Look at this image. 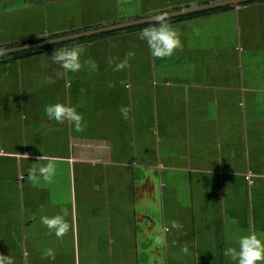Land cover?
<instances>
[{
    "label": "crops",
    "instance_id": "1",
    "mask_svg": "<svg viewBox=\"0 0 264 264\" xmlns=\"http://www.w3.org/2000/svg\"><path fill=\"white\" fill-rule=\"evenodd\" d=\"M216 1L0 0V46ZM168 23L183 44L168 57L116 28L0 59V254L14 264H238L224 249L264 238V0ZM75 45L73 72L53 53ZM57 102L80 129L48 118ZM49 162L51 181L34 178ZM62 209L58 237L41 217Z\"/></svg>",
    "mask_w": 264,
    "mask_h": 264
},
{
    "label": "clouds",
    "instance_id": "2",
    "mask_svg": "<svg viewBox=\"0 0 264 264\" xmlns=\"http://www.w3.org/2000/svg\"><path fill=\"white\" fill-rule=\"evenodd\" d=\"M165 14L151 17L157 23L150 24L144 27L139 38L146 41L152 50V54L157 57L171 56L175 49L183 47L181 38L175 28H173L167 20L164 19ZM83 51L82 45H75L70 48L58 49L53 53V59L61 63L63 68L73 72L81 69L80 54ZM129 56L134 55L133 52L128 53ZM127 61H121L116 64V68H123ZM45 112L49 119H54L58 122L68 120L74 122L77 129L82 126L83 115L76 111L72 105H67L61 102L48 104L45 106ZM56 170V165L49 162L46 165L34 166L31 173L34 178L36 174L42 175L45 181H51ZM67 209H62L61 213L54 216H42L41 222L45 224L50 232H54L56 236L62 237L69 229L68 221L65 219ZM173 227L179 225L173 221ZM239 250L233 246L224 249L226 257L231 256L233 260L238 258V264H257L258 261H264V238L258 237L256 233L242 234L238 238ZM45 255L50 257L55 256V251L49 247ZM0 264H14V258L0 254Z\"/></svg>",
    "mask_w": 264,
    "mask_h": 264
},
{
    "label": "trees",
    "instance_id": "3",
    "mask_svg": "<svg viewBox=\"0 0 264 264\" xmlns=\"http://www.w3.org/2000/svg\"><path fill=\"white\" fill-rule=\"evenodd\" d=\"M256 1H263V0H256ZM247 3H251V2H247ZM247 3H240V4H247ZM197 5H199V4H192V5H187V6H178V7L172 8L171 10L180 11V10L187 9V8H190L192 6H197ZM230 7H231V4H227V5H224V6H221V7H216L214 9H210V10H206V11L187 13V14L177 15V16H174V17H169V18H164V19L167 20L168 22H170V21H174V20H181V19H188V18H197V17H202V16H205V15H208V14H211V13H215V12H217L219 10L227 9V8H230ZM161 12L162 13H165V12L167 13V12H170V11H164V12L161 11ZM155 23H157V22H155ZM150 24H154V23L147 22V23L137 24V25H133V26H130V27H126L125 29H127L126 32H129V31H133V30H137V29H143L144 27L149 26ZM99 26H101V25H99ZM93 27H95V26L86 27V28H82V29H79V30H70V31L64 32L62 34H51V35H48L46 37L38 38L36 40H27V41H22V42H12V43H9V44L1 45L0 46V59H15V58L28 57V56H32L34 54L42 53V52H45V51H50V50H53V49H56V48H60V47H63V46H67V45H70V44H74V43L91 42V41L97 40L99 38L108 37L110 35L118 33V32H116V30H112V31H109V32L105 31V32H102V33H99V34H96V35L84 36V37H80V38L73 39V40L66 41V42H62V43L46 44V45H39V46L31 47V48H23V46H26V45H29V44L40 43V42H44V41H47V40H50V39L58 38V37H61V36H64V35L75 34L77 32L80 33V31L88 30V29L93 28ZM98 28L99 29L100 28H104V26L103 27H98ZM15 48H18V49H15Z\"/></svg>",
    "mask_w": 264,
    "mask_h": 264
},
{
    "label": "water",
    "instance_id": "4",
    "mask_svg": "<svg viewBox=\"0 0 264 264\" xmlns=\"http://www.w3.org/2000/svg\"><path fill=\"white\" fill-rule=\"evenodd\" d=\"M242 1H244V0H226V1H218V2H213V3H208V4L197 5V6L190 7L187 9H183L180 11L172 12L170 14V16H177V15H183V14H187V13L206 11V10L213 9L216 7H221L223 5L234 4V3L242 2ZM150 21H153L150 17L149 18L136 19V20H133L130 22L119 24L118 26H114V27L113 26L112 27H105V28L86 31V32H82V33L64 35V36L54 38V39H50V40H47L44 42L29 44V45L23 46V48H31V47H35V46H39V45H46V44L62 43V42L70 41V40L77 39L80 37L89 36V35H92L93 33H96V32H105V31H108L110 29H116V28H126V27H130L133 25H137V24L147 23ZM15 49H18V48H15Z\"/></svg>",
    "mask_w": 264,
    "mask_h": 264
},
{
    "label": "rangeland",
    "instance_id": "5",
    "mask_svg": "<svg viewBox=\"0 0 264 264\" xmlns=\"http://www.w3.org/2000/svg\"><path fill=\"white\" fill-rule=\"evenodd\" d=\"M216 2H218V1H216ZM142 18H146V15L145 16H141L140 18H137V19H142ZM133 20H136V19H133ZM133 20H131V21H133ZM124 23V22H123ZM110 24H113V23H108V24H106V25H110ZM104 25H101V26H99V25H96L95 27H93V28H98V27H103ZM105 27V26H104ZM106 32H109V31H106ZM43 37V36H42ZM38 38H41V37H36V38H32V39H30V40H36V39H38ZM17 42H22V41H17Z\"/></svg>",
    "mask_w": 264,
    "mask_h": 264
},
{
    "label": "built area",
    "instance_id": "6",
    "mask_svg": "<svg viewBox=\"0 0 264 264\" xmlns=\"http://www.w3.org/2000/svg\"><path fill=\"white\" fill-rule=\"evenodd\" d=\"M219 1H226V0H219Z\"/></svg>",
    "mask_w": 264,
    "mask_h": 264
}]
</instances>
